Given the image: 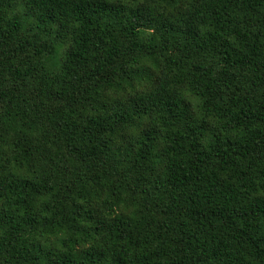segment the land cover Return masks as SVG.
Here are the masks:
<instances>
[{
    "label": "trees",
    "instance_id": "obj_1",
    "mask_svg": "<svg viewBox=\"0 0 264 264\" xmlns=\"http://www.w3.org/2000/svg\"><path fill=\"white\" fill-rule=\"evenodd\" d=\"M0 264H264V0H0Z\"/></svg>",
    "mask_w": 264,
    "mask_h": 264
}]
</instances>
